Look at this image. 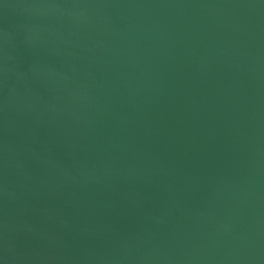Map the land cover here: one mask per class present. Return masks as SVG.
Here are the masks:
<instances>
[{
    "label": "water",
    "instance_id": "1",
    "mask_svg": "<svg viewBox=\"0 0 264 264\" xmlns=\"http://www.w3.org/2000/svg\"><path fill=\"white\" fill-rule=\"evenodd\" d=\"M0 264H264V0H0Z\"/></svg>",
    "mask_w": 264,
    "mask_h": 264
}]
</instances>
